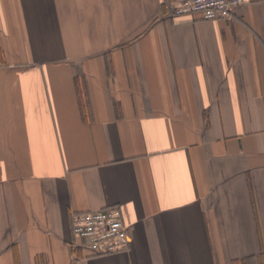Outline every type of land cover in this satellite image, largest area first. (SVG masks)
Masks as SVG:
<instances>
[{
  "label": "crops",
  "instance_id": "0c3cea01",
  "mask_svg": "<svg viewBox=\"0 0 264 264\" xmlns=\"http://www.w3.org/2000/svg\"><path fill=\"white\" fill-rule=\"evenodd\" d=\"M173 1L0 0V264H264V0Z\"/></svg>",
  "mask_w": 264,
  "mask_h": 264
},
{
  "label": "built area",
  "instance_id": "2783aa9c",
  "mask_svg": "<svg viewBox=\"0 0 264 264\" xmlns=\"http://www.w3.org/2000/svg\"><path fill=\"white\" fill-rule=\"evenodd\" d=\"M241 0H174L171 15L197 14L203 20H218L229 16ZM71 229L80 246L94 254H113L128 247V229L115 207L71 216Z\"/></svg>",
  "mask_w": 264,
  "mask_h": 264
}]
</instances>
